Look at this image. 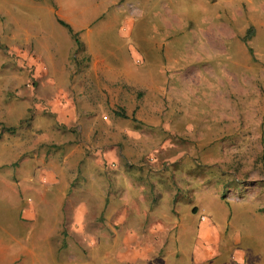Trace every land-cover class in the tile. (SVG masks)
<instances>
[{
  "label": "rangeland",
  "instance_id": "obj_1",
  "mask_svg": "<svg viewBox=\"0 0 264 264\" xmlns=\"http://www.w3.org/2000/svg\"><path fill=\"white\" fill-rule=\"evenodd\" d=\"M5 1L2 8L40 41L54 34L49 10ZM57 2L71 7L69 14L76 5L78 23L103 10L92 0ZM119 2L115 27L105 30L109 21L96 29L90 50L116 52L117 68L133 66L135 81L165 82L159 96L152 87L135 103L126 97L109 110L106 101L97 119L86 118L80 88L60 75L55 86L43 85L57 62L38 56L33 44L25 54L0 50V79L6 72L10 84L2 128L24 147V158L45 154L52 171L68 179L61 209L58 195L39 206L29 189L19 202L9 193L0 210V264H116L118 255L143 250L152 251L147 262H175L197 254L205 238V255L215 256L210 264H264V0ZM250 28L254 36L244 41ZM56 52L58 61L69 48ZM83 56L76 44L68 65ZM46 131L54 133L48 140ZM32 205L34 217L19 219L18 206ZM201 224L214 231L203 236Z\"/></svg>",
  "mask_w": 264,
  "mask_h": 264
},
{
  "label": "crops",
  "instance_id": "obj_2",
  "mask_svg": "<svg viewBox=\"0 0 264 264\" xmlns=\"http://www.w3.org/2000/svg\"><path fill=\"white\" fill-rule=\"evenodd\" d=\"M5 2V0H0V50L3 49L6 55L15 53L25 54L27 53L26 50L28 49V46L33 44V46L29 48H32L33 50L35 49L36 51L34 50L33 52H36L38 56L43 53L46 54V57L52 61L53 64L57 62V71L52 70L57 75L54 74V78L52 76L43 78L45 79V83H43V85L48 87L55 86L56 78L60 75V78L65 79V85L70 83V86L80 88V92L77 93L79 98H83L81 101L85 102L86 108L88 109L85 110L84 117L86 116V118L97 119L100 112H103V105L106 101V109L113 110L122 100L124 101L126 97H130L132 103H135L137 101V96L141 99L143 94L151 95L150 89L152 87V95L159 96L163 92V84L165 82L158 86H150L148 85L150 83L146 80L143 82L132 79L131 72L135 70L133 66H129L128 68L127 66H120L118 69V65L116 64V52L109 51L104 53L100 51L93 52L90 50L93 44H98L93 43V39L96 37H92L96 32V29H100L104 23L109 21L110 23L105 30H110L112 27H115L119 16L118 9H115V7H119L121 4L119 0H92V2L89 3L91 6H96L98 8L101 6L103 7V10L98 16H96V18L85 24L84 21L78 23L77 19L74 18L75 12L77 13L76 5H74V12L69 14L68 11H71L72 8L67 7L65 9L63 5H60L57 2V0H12V3L9 4L20 6L23 3H26L25 6H35L36 8L44 7L46 10L50 11V14L53 15V17H50L49 26L55 32L51 36L50 34H44L42 41H40V33H36L35 30L32 32V27L30 25L25 24L22 19L17 16H12V13H8L5 8H2ZM110 8L113 9L112 12L114 15L112 16L109 13L106 14ZM107 15L110 16L106 17ZM124 19L130 23L129 18L126 17ZM61 23L69 27L71 32H69L68 28L63 26ZM62 27L67 30L70 36L61 30ZM36 35L37 41L34 42L33 38ZM57 35L62 39L60 43L59 41L56 42ZM73 35H76V39L79 46H81L84 56L80 63H75L71 68L70 65H68L69 59L71 57L72 50L76 48ZM51 38L53 39V43ZM31 39L33 40V43L31 42ZM55 45L57 46L56 48H54ZM58 47L64 50L65 53L67 48H69V52L67 57L64 56L63 59L56 61V50ZM125 61L128 62L127 57L125 58ZM4 67L6 68L7 66L5 65ZM69 69L74 70V73H72V76L70 77H68ZM39 71L43 70L39 69L37 70V73H39ZM166 73L167 70H165L163 74L167 76ZM4 74V78L0 79V210L2 209V205L9 200V193L12 196L11 199L13 202H19V198L26 189H29L32 192V195L39 206L41 204L46 205L50 201L56 200V196L58 195L59 200L54 201V203L57 208L61 209L63 208L62 205L65 197H62L60 191L62 187L64 188L65 183L68 181V179L66 180V175L55 174L51 169L53 168V162L49 161V159L52 158L47 157L45 154L43 158L34 156L35 162H31L33 160L32 157H25L27 158L25 159L22 156L24 155V147L18 148V144L14 145L15 142H12L10 139L11 135L9 136L7 130L2 128V124H5L4 119H6L5 117L8 113L7 108L3 106V93L8 91V86L10 85L9 81H7V73L5 72ZM11 80H14L13 77H11ZM79 93H81V95ZM47 132L48 131L45 132V135L48 138H43L44 140H48L50 138L49 134H54L52 131L51 133L48 132L49 134H47ZM8 150L16 155L20 153V155L11 159L7 156L9 155ZM45 159H48L47 164ZM64 163L65 162H63V164ZM18 209V218L26 222L30 221L31 218L34 217V214H36L34 205L28 208L25 206L23 209L18 206ZM57 229L59 228L57 227L53 230L54 233H56L54 234V239L57 242L55 243V250L60 253L59 249L61 242L58 240L59 232H57ZM199 230L201 232L203 231V236H206V232L208 234L210 231H214V228L210 224H201L199 225ZM209 240V238H205L201 241L199 240V242L202 243V249L199 250L197 254H191L188 256V261L184 260V257L182 256L179 260L177 257L176 260H174L175 262L167 260L170 259V257H166V259L161 262L156 260L147 262L145 259H148V253H151L152 251L143 250V252L139 251L135 254L132 251V254L125 253L122 256L118 255L116 264H137L139 262L145 264H185L186 262H188V264H210V260L215 256L213 255L207 258V255H205V248L207 247ZM65 242L66 239L64 238L62 242L63 246H70L69 244H65ZM210 246L211 244L208 245V247ZM147 247L151 246L148 245ZM23 252L26 253V248H24ZM207 253L209 254V252ZM68 258L69 261L72 260L71 256ZM18 261L19 259L16 258L15 262ZM0 262L6 263L2 243H0Z\"/></svg>",
  "mask_w": 264,
  "mask_h": 264
},
{
  "label": "trees",
  "instance_id": "obj_3",
  "mask_svg": "<svg viewBox=\"0 0 264 264\" xmlns=\"http://www.w3.org/2000/svg\"><path fill=\"white\" fill-rule=\"evenodd\" d=\"M62 24V23H61ZM63 26H65L66 28H68V31L69 32H71V30H70V28L69 27H67L66 25H64V24H62ZM254 36V29L253 28H250V29H248L247 30V34H246V36L244 37V41H246V40H249L251 37H253ZM73 38L75 39V42H76V44L78 45V41H77V39H76V35H73Z\"/></svg>",
  "mask_w": 264,
  "mask_h": 264
}]
</instances>
